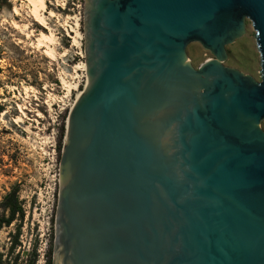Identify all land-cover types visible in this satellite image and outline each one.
Here are the masks:
<instances>
[{"label": "water", "instance_id": "1", "mask_svg": "<svg viewBox=\"0 0 264 264\" xmlns=\"http://www.w3.org/2000/svg\"><path fill=\"white\" fill-rule=\"evenodd\" d=\"M245 19L260 80L223 64ZM83 27L51 264H264V0H86Z\"/></svg>", "mask_w": 264, "mask_h": 264}, {"label": "rangeland", "instance_id": "2", "mask_svg": "<svg viewBox=\"0 0 264 264\" xmlns=\"http://www.w3.org/2000/svg\"><path fill=\"white\" fill-rule=\"evenodd\" d=\"M85 3L46 0L48 9L57 14L48 20L59 53L51 61L32 47L35 36H26L27 32H47L28 16L26 0H0V203L17 188L23 209L22 217L0 227V264L52 263L59 157L70 108L88 79L83 67ZM76 18L82 37L73 45L74 33L68 34L62 25L66 21L67 28L75 26ZM254 33L251 21L245 19V32L226 45L223 64L260 80ZM186 56L194 67L213 57L197 41L187 45ZM62 76L71 84L68 91L61 83ZM18 116L20 121H16ZM260 127L264 130V119Z\"/></svg>", "mask_w": 264, "mask_h": 264}, {"label": "bare ground", "instance_id": "3", "mask_svg": "<svg viewBox=\"0 0 264 264\" xmlns=\"http://www.w3.org/2000/svg\"><path fill=\"white\" fill-rule=\"evenodd\" d=\"M28 3V16L32 18V20L36 21L37 23L41 24L47 29V32L40 31L37 35H34L33 33H26L27 38H30L32 36H35L34 41L31 43L32 47L36 50H40L46 57H48L51 61H55L57 57L59 56V53L56 51V44H57V37L54 32V29L49 25L48 20L52 17L57 18V14L53 10H49L46 4V0H26ZM20 8V7H19ZM14 13L18 14V8L15 7L13 9ZM47 14V15H46ZM68 17V16H67ZM79 18L75 19L74 25L67 28L68 24L65 21L62 26H65L67 33L73 32L72 36V44L78 45L79 42L77 38H81L82 35L79 32L78 25H79ZM14 23V22H12ZM15 27H19L17 23H14ZM27 27V26H26ZM23 30V29H22ZM62 56L65 55V53L61 54ZM83 67L87 70V64L83 63ZM65 73V72H64ZM61 83L64 88L69 90V87L71 84L66 80L65 77H61ZM27 91V90H26ZM27 93V92H26ZM49 107H51V103L49 102ZM19 110L23 112V107L21 105L18 106ZM25 113V112H24ZM4 115V113L2 114ZM21 118L18 116L16 118V121H20Z\"/></svg>", "mask_w": 264, "mask_h": 264}, {"label": "trees", "instance_id": "4", "mask_svg": "<svg viewBox=\"0 0 264 264\" xmlns=\"http://www.w3.org/2000/svg\"><path fill=\"white\" fill-rule=\"evenodd\" d=\"M1 111L2 108L0 106ZM0 209V227L2 225H9L17 216H23V209L18 198L17 188H13L4 196L3 201L0 203Z\"/></svg>", "mask_w": 264, "mask_h": 264}]
</instances>
